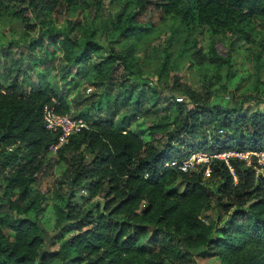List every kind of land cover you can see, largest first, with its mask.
Returning <instances> with one entry per match:
<instances>
[{
	"label": "trees",
	"instance_id": "16d2710c",
	"mask_svg": "<svg viewBox=\"0 0 264 264\" xmlns=\"http://www.w3.org/2000/svg\"><path fill=\"white\" fill-rule=\"evenodd\" d=\"M15 1L0 0V21L24 18ZM114 3L119 9L102 28L114 24L124 39L144 34L137 17L152 6L212 33H244L255 19L264 20V0H27L30 9L24 10L36 18L56 7L95 15ZM92 22L84 27L68 21L67 30L48 28L41 37L61 46L75 76H92L107 91L129 66L99 35L85 39L95 32ZM174 84L193 105L177 103L171 120L152 121L148 141L124 119L99 115L56 149L65 189L53 205L49 232L40 221L44 205L32 198L31 187L46 174V157L59 133L46 129L42 110L48 105L66 114L70 105L47 83L28 91L17 81L0 83V264H187L199 252L219 264H264V171L259 175L254 163L237 158L229 166L212 158L187 172L165 165L191 154L179 147L187 141L209 154L264 149V111L246 116L236 106L216 109L209 92L201 97L177 79ZM226 128L233 134L221 137L218 131ZM197 135L201 143H195ZM214 208L215 220L207 215Z\"/></svg>",
	"mask_w": 264,
	"mask_h": 264
},
{
	"label": "rangeland",
	"instance_id": "374dc122",
	"mask_svg": "<svg viewBox=\"0 0 264 264\" xmlns=\"http://www.w3.org/2000/svg\"><path fill=\"white\" fill-rule=\"evenodd\" d=\"M24 1H15L23 9L24 18L7 16L0 21V83L10 85L17 81L25 91L35 83L49 84L66 98L69 115L81 120V124L88 125L99 115L122 118L130 130L148 141L152 121L171 120L177 103L185 109L193 105L174 84L175 79L201 97L209 92V105L216 109L236 106L246 116L264 111V20L255 19L245 26L246 33H212L199 26H185L152 6L137 17L144 34L124 39L114 24L102 28L103 20L118 11V3L95 15L92 11L70 14L65 8L56 7L50 16L42 14L36 18L25 12L27 0ZM77 20L84 27L92 21L96 25L93 36H84L85 39L99 35L101 44L127 58L129 68L110 90L105 91L104 85L94 82L92 76H75L76 67L64 59L61 46L41 37L48 28L67 30L68 21ZM81 25L77 27L78 39L84 35ZM76 35L74 29L70 37ZM105 55L106 52L102 54ZM90 62L96 64L97 57ZM218 133L223 137L232 135L233 130L226 128ZM202 141L203 136L197 135L195 143ZM191 144L187 141L179 147L186 153L198 152ZM55 153L50 150L46 174L31 187L32 198L42 200L40 221L49 232L53 231V205L65 189L59 183L62 168ZM182 189L180 185L179 190ZM216 213L214 208L207 215L215 220ZM187 264H219V260L199 252L190 255Z\"/></svg>",
	"mask_w": 264,
	"mask_h": 264
},
{
	"label": "built area",
	"instance_id": "2783aa9c",
	"mask_svg": "<svg viewBox=\"0 0 264 264\" xmlns=\"http://www.w3.org/2000/svg\"><path fill=\"white\" fill-rule=\"evenodd\" d=\"M43 121L47 130L52 133H59L58 141L56 144L50 146V150L56 149L68 140V137L78 131L84 124H81V120H77L71 117L69 113L61 114L56 112L52 107L45 105L42 110ZM221 131V130H220ZM212 158L223 160L225 164L229 166L230 158H237L245 162L246 165L255 164L258 173L264 171V149L254 150H226L223 152L206 153L204 151H198L191 153L188 157L180 160H170L165 163L166 166H175L183 172L191 170L195 165L208 162ZM204 175L208 176V169L204 170Z\"/></svg>",
	"mask_w": 264,
	"mask_h": 264
},
{
	"label": "water",
	"instance_id": "95a60500",
	"mask_svg": "<svg viewBox=\"0 0 264 264\" xmlns=\"http://www.w3.org/2000/svg\"><path fill=\"white\" fill-rule=\"evenodd\" d=\"M259 175H260V173H259Z\"/></svg>",
	"mask_w": 264,
	"mask_h": 264
}]
</instances>
